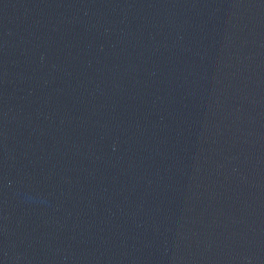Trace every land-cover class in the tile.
<instances>
[{
	"label": "water",
	"instance_id": "water-1",
	"mask_svg": "<svg viewBox=\"0 0 264 264\" xmlns=\"http://www.w3.org/2000/svg\"><path fill=\"white\" fill-rule=\"evenodd\" d=\"M0 264H264V0H0Z\"/></svg>",
	"mask_w": 264,
	"mask_h": 264
}]
</instances>
